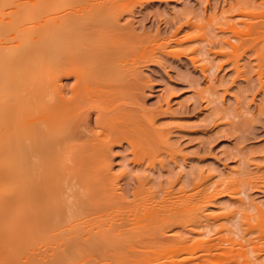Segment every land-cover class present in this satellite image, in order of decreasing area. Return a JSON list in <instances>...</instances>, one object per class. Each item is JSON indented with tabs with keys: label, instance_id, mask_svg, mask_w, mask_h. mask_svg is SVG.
I'll return each instance as SVG.
<instances>
[{
	"label": "rangeland",
	"instance_id": "374dc122",
	"mask_svg": "<svg viewBox=\"0 0 264 264\" xmlns=\"http://www.w3.org/2000/svg\"><path fill=\"white\" fill-rule=\"evenodd\" d=\"M44 16L34 27L59 38L61 21L78 20L69 50L109 54L108 94L101 85L79 99L77 136L88 147L112 139L106 182L115 194L111 203L95 197V232L83 230L91 249L70 239L63 252L77 228L49 224L37 263L264 264V0H61ZM57 163L66 182L73 163ZM9 185L0 180L4 213ZM8 227L0 229L5 264L16 245Z\"/></svg>",
	"mask_w": 264,
	"mask_h": 264
},
{
	"label": "bare ground",
	"instance_id": "6f19581e",
	"mask_svg": "<svg viewBox=\"0 0 264 264\" xmlns=\"http://www.w3.org/2000/svg\"><path fill=\"white\" fill-rule=\"evenodd\" d=\"M60 1L0 0V165L6 166L5 169L3 167L0 169V180L8 179L10 184V190H8L10 192H6L8 194H4L5 196L2 195L4 202L8 208L10 207L9 210L11 209L9 214L6 213V209H3L4 207H1L0 229L3 226L7 229L6 225L10 224L9 227H12L10 228L12 229L10 237H13V241L15 240L13 245H17L13 246L14 252L9 253L11 256L8 255L11 257L9 264H39L35 259V255L40 249L38 242L43 239L44 233H46L45 229L48 227L46 225L49 224L50 227L54 225L55 229L60 222L71 224L77 228L72 238L68 234L66 235L68 237L65 236L64 239L67 241L64 242V245L61 243L63 252L73 245L69 244L70 239H74L73 243L76 248H79L78 241L81 240L88 241L89 245L91 234L85 233L84 235L83 230H94V228H90L94 225L91 223L93 216L91 214L97 211H93V207L95 208L100 203H96V195L109 196L111 203V198H114L115 194L111 190L113 182V185L106 182V177L111 172L107 153L110 150L107 146L111 145L112 139H110V143H107L104 138L106 141L102 144L88 147L79 144L80 138L77 136L78 121L81 118L78 117L79 99L84 94H89L91 89L101 85L107 91L104 94H108L107 88L109 83H112L108 79L111 67L109 54L103 53L106 52L105 50L98 53L97 51H95L96 53H85L79 50H69L74 47L77 41L76 34H73L78 21L75 18L59 23L61 25L60 38L54 32L49 33L45 27L41 26L40 28V25L34 27L33 24L36 20L45 17L44 13L47 7L58 5ZM58 40L61 41L64 50H54ZM88 58L94 59L96 65L93 64V67L82 65ZM70 75L73 76L74 82L70 87L71 96H67L68 94L65 95V93L68 86L63 84V78ZM113 75L112 77L111 74V77L116 78V75ZM98 115L104 119L102 114L98 113ZM125 116L127 117V115ZM133 124H135V120H133ZM137 126L139 125L134 127ZM118 131L120 132V130ZM133 131L136 132L134 128ZM119 132L117 133L119 134ZM134 135L136 136L135 133ZM161 137L157 140H161ZM123 138L126 139V136ZM165 138L169 139L168 136ZM61 157L73 163L67 169L70 178L66 179V182L61 175L62 168L57 163V158L59 160ZM2 181L4 182V180ZM4 183L6 186L8 185L7 182ZM136 195H138L137 192ZM64 196L68 198L66 207L60 205ZM116 199L123 200L121 196ZM116 199H113V202H116ZM126 202L128 201L126 200ZM112 207L114 208V206ZM4 211L6 212L4 213ZM4 214L11 215L10 222H7V216L5 217ZM96 221L99 222V220ZM93 222L95 223V220ZM112 227L114 228V226ZM117 227L115 226V229ZM50 229L52 230V228ZM93 236L95 235L93 234ZM44 239L46 240V237ZM8 244L6 249L10 247L11 250L10 242ZM1 251L2 249L0 257L3 259L5 252L1 253ZM6 259L9 260V258ZM1 261L0 258V264H5L4 261Z\"/></svg>",
	"mask_w": 264,
	"mask_h": 264
}]
</instances>
